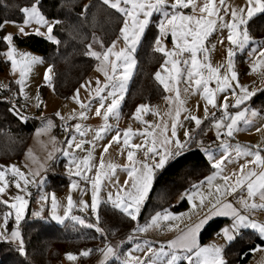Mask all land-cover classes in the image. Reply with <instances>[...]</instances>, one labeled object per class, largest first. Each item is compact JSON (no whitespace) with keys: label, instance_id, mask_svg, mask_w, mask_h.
I'll return each instance as SVG.
<instances>
[{"label":"snow or ice","instance_id":"obj_1","mask_svg":"<svg viewBox=\"0 0 264 264\" xmlns=\"http://www.w3.org/2000/svg\"><path fill=\"white\" fill-rule=\"evenodd\" d=\"M104 5L109 6L111 9L116 10L118 13L122 14L124 17L123 25L119 29L120 36L119 39H123L125 42V47L121 48L119 51H114L117 41H113L111 46L107 47L103 51L97 52L92 50V45L89 44L87 47L89 51L87 55L95 57L100 64L98 65V70L103 72L106 77V83L103 87L100 86V81L97 80L96 95L100 97L101 103L100 107L96 109L95 114L97 116L103 115V120L105 124L96 132V138H102V133L108 131L112 126L107 124V121L110 115L115 116L117 120L120 118L119 107L121 101L124 99L125 86L127 81L130 79L132 72L136 66V60L134 58V53L136 52L137 46L141 41L142 36L145 33L146 28L150 24V18L154 13H159L163 19L158 22V32L159 35L155 40V51L162 53L166 59L164 64L161 66V71L165 72V76L161 75V71L155 73V79L163 85L164 89L169 92L175 93L174 97H167L169 101L174 102L177 107L174 112L170 111L167 113L168 117L172 121L171 123V137L166 133L169 131V125L167 122H162L159 125H149L153 131H148V127L145 128L143 133H134L131 127L124 130L123 132V144L125 146L129 145V140L133 135L140 134L147 137H152L151 141L147 139L144 141V144H133L131 145L132 149H140L145 147V155L149 153L152 154V158L159 156V162L149 165L147 163H141V168L135 167V162L127 166L126 170L128 172L129 178L132 180L130 189H126L125 186L117 185V192L115 194V199L113 200V193L108 192V198L112 203L122 209L131 219L136 220L137 214L140 212V205L144 201L153 181L154 169H161L165 166L166 161L173 154H181L183 150L186 149L187 144L192 140L190 132H185L186 140L181 142L176 133L177 126L180 123L181 111L188 112L187 109L183 108L184 101L180 99V89L178 84L180 79L183 78L187 84L185 91H188L189 88L194 89L195 91L201 92L205 103V119L208 118V105L212 107H220L223 109L224 115L216 120L214 127L217 130V136L226 135L227 137H232L235 132L239 131V122L243 121L245 125H251L252 121L246 118V113L249 112V109L245 108L242 111H238L235 115L230 114L227 110L230 107L228 103V98L225 96L224 103L222 105H217L216 95L221 92L232 91L234 96V104L232 107H239L244 104L252 95L255 94L254 91H249L247 86L239 84L237 72L234 71L233 57L235 55L234 48L243 50L246 45L251 42V37L248 32L247 23L248 20L256 13H264V0H246V3L243 7L233 8L231 5L227 4V0H202V4L198 3V0H102ZM40 0H34V3L31 6H26L20 9L24 15V20L21 24H18L19 34L20 35H29L35 34L38 36H47V39L57 45L60 44V40L53 35V29L56 24H59L60 21L50 22L41 12ZM89 6L85 5V11ZM191 9V14L186 15L182 10ZM221 9H223L225 16H230V21H225L224 16L220 14ZM9 23V21H4L0 23V29H3L4 25ZM11 23L16 24L17 22L12 21ZM36 23L41 26L46 27V33L41 32L39 28L34 30V33H28L25 31L27 26ZM220 29H227L228 35L226 37L227 41L231 45L226 49L227 55L225 63L219 66L213 67L211 62L207 59L208 48L206 47V41L208 38L216 31ZM170 34L173 40V48L171 50L167 49L165 45L162 44L161 37ZM13 34L8 33L3 37V40L6 41L9 49L5 55L11 63V68L13 73L19 71L20 79L16 81L17 84L21 85V90L25 84V80L28 74L31 72L34 65L42 63L43 58L33 55L29 52L18 51L13 42ZM95 39V38H94ZM97 43L103 48V42L97 40ZM219 43H224V38H221ZM212 48H215V45H212ZM203 52L205 54V59L203 62L198 59V53ZM188 53V59H182L183 54ZM261 57H264V50L260 52ZM114 57V59H112ZM176 57H181V59H176ZM183 64L185 67L183 70L178 67L179 64ZM261 63L264 64V59L261 60ZM171 64V70L166 66ZM224 68L225 71L221 73V68ZM119 70V75H118ZM252 71L256 70V66H252ZM52 66H49L45 73V81L48 86H52ZM111 73V74H110ZM206 73V75H205ZM215 81V87H210L209 85ZM235 82V85H234ZM91 82H89L90 84ZM85 87V85H82ZM106 89H111L107 92V95H100ZM238 89V92H237ZM79 89H77L76 95L73 97L77 103L80 104V108L83 111L78 114L71 115L69 119H76L77 116L81 119L86 118V112L88 110V105L80 102L78 99ZM111 98L110 103L105 105V101ZM38 99V98H37ZM39 106V104L37 105ZM106 110L101 113V109ZM153 111V109L147 104H140L135 109L133 113V118L137 121L143 122L147 125V121L143 120L142 113H148ZM159 115L158 111L155 113ZM20 119L24 120V117L21 113H17ZM57 116H60L61 119H64L59 112L56 113ZM215 117V114H212ZM252 116L258 115L254 110L251 111ZM186 119L194 121L195 125L199 127L203 120L195 115H187ZM163 120V118H162ZM52 121L49 120L46 127H52ZM74 128L77 132L81 131V125L75 124ZM160 129L159 135L161 139H157L155 135V130ZM221 129H224V132L221 133ZM259 131V129H257ZM83 134V133H81ZM121 136L120 132L117 131L116 136L113 137V140L109 142L108 145L104 146V153H107L108 148L111 147L112 142L120 143ZM67 147L71 149L82 148L83 141L77 143L75 141V136H70L67 139ZM151 143V147H146ZM159 144V149L157 148ZM222 145L225 151L219 160H215L213 167L217 169L215 175H219L222 169V164L225 159L231 157L232 152L235 153L237 158L252 157L253 159L247 161L260 167V171L256 172L255 170H249L247 173H244V167L242 165L240 168L241 178H237L235 183L231 186L230 190L226 186L224 191L221 192V189L218 187L216 191L221 193L223 196L225 193L231 194L236 192L237 187L246 186L248 199L241 198L240 203L244 210L248 213H251L257 209L264 210V156H261V152L264 149L257 146H241L237 144L234 148L229 144L227 140L222 141ZM169 146L175 148V153H173ZM231 149V152L229 151ZM94 151V146H93ZM205 151L209 152L208 159L214 160L211 152L208 149ZM64 156H70L69 151L63 152ZM92 159V152L88 153V157L81 161L85 168L89 171L93 165L89 164V161ZM127 159L130 162L134 161V151L129 150L127 152ZM73 163H76L73 160ZM14 175L20 177L24 180L25 185L29 181L24 177V174L16 168L15 165L10 166ZM98 171L94 179L91 180L93 191H92V203L90 207L95 211L97 209L98 199L97 194L100 190L101 185V175L111 176L115 173L116 165L109 163L107 165V171H105V163L103 156H101L100 163L97 166ZM77 171L75 175L80 176V164H76ZM5 169L0 171V194H3L7 187V181L5 180ZM214 176L207 177L209 183L215 178ZM236 174L233 173L232 176H224L223 180L227 185V182L232 179ZM86 179H89L85 176ZM127 181L125 185H127ZM203 183V182H202ZM16 188H20L21 185L19 181L15 184ZM73 187H76L73 183ZM123 193L121 196L120 193ZM259 194L261 203L255 202V196ZM43 198V197H42ZM189 200L192 199V196L185 194V197ZM13 203L9 204L8 200H0V204L9 206L15 210V221L19 225V222L23 218L25 207L28 203L23 196L17 195L14 198ZM251 201V202H250ZM203 198L200 201V207L203 206ZM85 207H88L86 202H82ZM73 207V201L71 196L68 197L67 201V210L65 211L64 216L56 215L57 203L55 199L52 200V209L53 217L57 221H63L68 217L69 212ZM193 207H197L193 205ZM9 215L11 213L3 214L4 224H7ZM217 216L231 217L233 223L221 229L220 233L217 235H223L226 242L230 243L235 239V235L239 234L241 229H252L255 230L261 238H264V222L258 221L251 218L250 215L242 214L241 210L233 205L232 202L225 201L219 196L214 202L210 204L208 210L201 216L195 223L187 227V229L182 233L177 240L171 241L170 244L173 248H183L187 255L181 257L176 254H173L168 260L167 264H177L180 259H185L188 264H227L223 258V246L217 245L215 243L201 246L198 242V234L200 230L206 225L209 220ZM73 220H78L81 224L84 223L79 217H72ZM99 217L97 216V220ZM170 219V214L165 212L164 214L157 213L154 217L151 218V224H146L144 226L138 227L139 231H146L148 227L158 224L161 220ZM87 227H94L92 224H88ZM97 231L102 230L97 227ZM8 237L4 236L3 232H0V239H7ZM11 239L18 241L19 250L24 252V241L21 237L20 231L17 229L11 232ZM132 237H129L131 239ZM139 248V245L137 246ZM261 250L260 246H257L253 251ZM92 250L88 249L81 253L83 256H88ZM100 251L105 253V257L108 255H115V251L111 246H108L106 251L101 249ZM69 260L77 259L76 255L71 253L66 254ZM160 255H167L160 250L159 253H154V257ZM124 264H131L129 261H125ZM136 264H142L139 260L136 261ZM155 264V259L153 260Z\"/></svg>","mask_w":264,"mask_h":264},{"label":"trees","instance_id":"obj_2","mask_svg":"<svg viewBox=\"0 0 264 264\" xmlns=\"http://www.w3.org/2000/svg\"><path fill=\"white\" fill-rule=\"evenodd\" d=\"M34 3V0H0V23L4 21H22L21 8ZM89 7L85 11L84 6ZM39 7L43 13L56 21L53 33L60 40L57 45L48 39L35 34L26 36L15 35L14 41L23 47H28L41 53L53 68L52 85L56 94L62 100L71 98L75 90L97 66L98 60L87 55L88 45L94 46L98 52L103 51L120 34L124 17L116 10L104 5L102 0H40ZM160 14L154 13L150 24L136 49V69L129 83L128 90L121 105L123 117L132 116L135 108L141 102L155 103L167 92L163 85L155 79V73L165 60V56L155 51L158 22ZM250 33L264 37V13L253 16L247 23ZM6 28L0 29V73L8 67V61L2 51L6 48L3 40ZM95 38V39H94ZM103 42V48L96 41ZM237 65L241 75L248 71L247 53L237 56ZM17 88L15 81L6 89H0V162L20 160L26 153L30 140L40 124L38 117L32 116L22 120L17 111L5 101L8 95ZM42 92L46 86H42ZM259 112L264 113V88L257 91L247 101ZM211 120H205L191 134L192 140L181 154H174L161 169L155 172V178L147 199L142 204L138 222L143 223L157 211L172 209L179 211L188 205L183 198L179 203L177 197L198 185L214 170L212 163L205 154L209 146L207 131ZM64 159H55L46 173L45 189L62 191L70 183V178L64 172ZM2 204H0V208ZM96 221L101 231L96 227H87L72 218L63 223H57L51 218L26 216L21 222V235L24 241V252L11 239L0 240V264H57L65 251L80 252L83 246L92 251L88 256L80 254L81 264H95L101 256V249L116 240H122L133 230L136 220L131 219L122 209L109 201H102ZM229 222V218L211 220L200 234L201 243L207 242ZM8 229L13 227L11 218ZM264 244V240L252 229H244L236 235L224 250L227 264H246L252 257L253 250ZM129 243L121 245L125 252ZM106 264H121L115 258ZM177 264H188L182 260Z\"/></svg>","mask_w":264,"mask_h":264},{"label":"rangeland","instance_id":"obj_3","mask_svg":"<svg viewBox=\"0 0 264 264\" xmlns=\"http://www.w3.org/2000/svg\"><path fill=\"white\" fill-rule=\"evenodd\" d=\"M169 2H171V0H169ZM198 3L202 4V0H198ZM245 3H246V0H227V4L231 5L233 8L243 7ZM186 10L187 9H183L182 11L186 15L191 14V12L187 13ZM41 12L43 13L42 10ZM220 14L224 16L225 21H230L231 19L230 16H225L223 9H221ZM43 15L50 22L56 21L53 18L47 17L44 13ZM161 19H163V17L160 15L159 20ZM23 20L19 22L15 21L17 22L16 24H13L11 23L12 21H9V23L5 25V28H6L5 35H7L8 33H11L13 34V38L15 35H20L17 25L21 24ZM37 28H39L41 32L46 33V27L38 25L36 23H33L30 26H27L25 28V31L28 33H34V30ZM53 35L56 37L54 33ZM227 35H228L227 29H220L214 32L206 41V47L208 48L207 59L211 62L213 67L219 66L225 63L226 55H227L226 49L231 46L226 39ZM249 35L251 37V42L248 45H246L243 50L234 48L235 55L233 57V63H234V71H236L238 75L239 84L243 86H247L249 91L256 92L259 89L264 87V64L261 63V60L264 59V57H261L260 55V52L264 50V37H261V38L256 37L250 32H249ZM21 36H25V35H21ZM119 36L120 34L118 35V37ZM42 37L47 39L46 35ZM118 37H116L114 40L117 41V44H120L121 47H119L116 44L114 51H119L121 48L125 47V42L123 41V39L121 38L118 40ZM221 38H224L223 44L219 43ZM161 40H162V44L165 45L167 49L171 50L173 48L174 46L173 40L170 34L164 37H161ZM13 42L18 51L29 52V53H32L33 55L43 58L42 63L36 64L33 66L31 72L28 74L25 80L23 89L21 90V85L16 83L17 88L13 90L14 92L13 94L20 95L28 99V101L30 102V107H31L33 116L38 117L41 123H40V127H38L33 133V136L31 138L30 144L28 146L27 152L24 157H22L20 160L0 162V171H4L5 169H7V171H5V180L7 181V187H6L5 192L3 194H0V200H8L9 204H11L14 202L12 198H14L17 195H20V196H23L24 199L28 201L25 207L23 218L19 222V225H17L15 221V210L9 206H5L4 204H2V207L0 208V232H3L4 236L8 237L7 239H11L10 237H11L12 231H15L18 229L21 233V222L28 213H30V215L33 217H43V218L51 217L54 219L53 209H52L53 198L55 199L57 203V208L55 210L56 215H60L63 217L65 214V211L67 210V201H68L69 196H71L72 198L73 207L71 211L69 212L68 217L65 218L62 222L57 221L56 219L54 220L61 224L66 219L72 218L73 216H75V217H79L80 219H82L84 221L83 224H86V225L92 224L94 225V227L96 228L98 227L100 229L96 221L90 220L91 219L89 217L90 212L92 211L98 214L99 207H100L102 200L104 199L109 200L108 192L113 193L112 199L114 200L115 194L117 192V185L125 186L126 189H130V186H131L130 184L132 180L128 176V172L126 170L127 166L135 162V167L139 169L141 168L140 162H144L146 158H148V161H150L152 164L159 162V160H157V158L159 159V156H155L153 159L152 154L149 153L148 155H145V147H142L140 149L131 148V145L133 144L143 145L146 139L148 141H151L152 137H147L145 135L136 134L130 138L129 145L125 146L123 144L124 130L131 127L134 133H143L145 128L148 127L149 125H159L162 122H167L169 125V131L166 134L169 137H171V127L170 126H171L172 121L168 117L167 113H169L170 111L174 112L177 105L174 102L169 101L167 97H170V96L174 97L175 93L174 91L173 92L166 91L167 92L166 97H164L160 101L153 103V104L142 103V102L139 103V105L147 104L153 109V111H150L146 114L142 113L143 120L148 122L147 125L143 122L135 120L133 118V115L129 118L123 117V115L120 112L121 105L124 100L123 99L119 107V114H120L119 120H117L115 116L110 115L107 121V124L112 127L105 133H102V138H96V132L105 124V121L103 120V115L97 116L95 114L96 109L100 107V103H101L100 97L96 95V91H95L97 87L96 82L97 80H99L101 87H103V85L106 83V77L104 76L103 72L99 71L98 68H96V70L92 73L89 79L83 82L82 85H85V87H82V86L79 87L81 89V90L79 89L80 90L79 96H78L79 101L89 106L86 112V118L81 119L77 116L76 119H69L71 115L78 114L79 112L83 111V109L80 108V104L77 103L76 100L73 99V97L67 100L60 99V97L54 91L53 85L51 87L48 86L44 77H45L47 68L51 65L48 61H46V59L41 53L36 52L28 47H23V46L18 45L14 41V39H13ZM212 45H215L214 49L212 48ZM8 49H9V46L6 43V48L2 51V55L6 53ZM92 50L98 52V50L94 46H92ZM245 50H247L248 71L246 74L241 75L238 69L236 56L239 53L244 52ZM133 55L135 58V53ZM3 57L8 61L5 55H3ZM188 58H189L188 53H184L182 59H188ZM112 59H114V57H112ZM176 59H181V57H176ZM198 59L201 60V62H203L205 59V54L203 52L198 53ZM164 61L159 66L157 71H161V66L164 64ZM8 63H9L8 67L5 69V71L0 73V89H6L10 86V83L12 81L16 82L20 79L19 71L13 73L10 61H8ZM99 64H100V61H99ZM253 65L256 66L255 71L251 70ZM166 67L171 70V64L167 65ZM178 67L181 68V70H183L185 66L181 63L178 65ZM135 69H136V66L132 72L130 79L126 83V86H125L126 90L124 93V97L128 90V86L132 79V76L135 73ZM224 71L225 69L222 67L221 73L223 74ZM118 75H119V70H118ZM161 75L165 76L166 74L165 72L161 71ZM52 77H54V72H52ZM89 82L91 83L89 84ZM234 85H235V82H234ZM42 86H46V90L44 93L41 90ZM209 86L214 88L216 86L215 81H213ZM178 87L180 89V99L184 101L183 108L187 109L188 112L181 111L180 123L176 129L177 137H180V135L186 131H190L192 134L197 130L198 127L195 125L194 121L185 118L187 115L191 114V115H195L201 118L203 122L207 119L211 120L210 127L207 131V138L212 144L210 148L214 149V148L221 147V142L219 143L216 139H219V140L223 139L226 135L222 134L220 136H217V130L214 127V124L216 120L220 119L224 115L223 109L220 107H212L211 105H208V118L205 119L204 118L205 117L204 108H205L206 101L203 99L202 93L195 91L194 89H191V88H189L188 91H185L187 84L183 78L180 79ZM110 90L111 89H106L100 95L105 96L107 95V92ZM237 92H238V89H237ZM225 96H227L228 103L230 105V107L227 110L230 114L235 115V113L238 111H242L245 108L249 109L248 105H246L245 103L240 105L239 107L231 106L234 104V96H233L232 91H228L226 93L225 92L217 93L216 103L218 106L224 103ZM110 101H111V98L109 97V99L105 101V105L107 106V103H110ZM38 104L39 106H37ZM105 110L106 108L101 109V113L103 114ZM252 110L256 111V109H249V112L246 113V118L250 119L252 123H259L260 120L264 118V115H260L256 111L258 115L252 116L251 115ZM157 111L159 115L155 114ZM57 112H59L61 116L64 117L65 120H69L72 122L73 127L71 129H67L65 131L58 130L57 121L61 118L60 116L56 115ZM217 112H220V116L213 117L212 114L213 113L215 114ZM49 120L52 121L53 126L50 128H47L46 125ZM75 124L81 125L80 132H77L75 130L74 128ZM117 131L120 132V136H121L120 143L112 142L111 147L108 148L107 153H104L103 151L104 146L108 145L109 142L113 140V137L116 136ZM148 131H153V129L151 127H148ZM220 131L221 133H223L224 129H221ZM159 132H160V129L155 130V135L158 140L162 138L160 137ZM70 136H75V141L77 143L83 141L82 148L72 147L71 149H69L67 147L66 141L68 138H70ZM93 146H94V151H93ZM146 147H151V143L146 145ZM169 147L171 149V146ZM157 148L158 150H160L159 144H157ZM129 150L134 151V161L133 162H130L127 159V152ZM64 151H69L71 155L64 156L63 155ZM90 151L92 152V159L89 161V164L93 165V167L89 171L80 162L88 157V153ZM101 156H103V160L105 163V171H107V165L109 163L116 165V168H115L114 175H111L110 177L101 175L100 190L97 194L98 204H97V209L94 211L90 207L92 203V191H93L91 180L94 179L97 174V171H98L97 166L100 163ZM172 156H170L168 160ZM55 158L65 160L64 172L70 178V183L62 191L49 192L45 189V174H46L47 168L49 167V165H51L52 161ZM73 160H75L76 163H73ZM77 163L80 164V172H81L80 176L75 175L77 171V168H76ZM12 165H15L16 168L19 169V171L24 174V177L29 181L27 185H25L24 180L20 179L19 176L13 174L11 167H10ZM8 175L11 176V178H14L12 186L10 185L9 180L7 179ZM85 176H87L89 179H86ZM17 181H19L21 185L19 189L15 187V184ZM126 181L128 182L127 185H125ZM73 183H75L76 187H73ZM81 183L84 186H82ZM0 186H2V184H0ZM120 194L121 196H123L122 192ZM181 196H183V193L181 194ZM246 199H248V197H246ZM181 200H182V197L180 199L178 197L175 200V202L179 203ZM82 202H86L88 207H85L82 204ZM4 213H11V215H9L7 224L9 220L12 218L13 219L12 229H8L7 224L6 225L4 224V221H3ZM138 216L139 214H137V217ZM75 221H78V220H75ZM11 240L19 245L18 241L13 240V239ZM117 242H115L114 244H108L104 249L106 251L108 246H111L113 249L116 248L115 255L110 254L106 258L105 253L103 252L101 256L97 259L95 264H106L112 258H115L122 264H124L125 261H129L131 262V264H134L136 259H138L139 256H141L143 253V251H141L140 248H137V250L133 251L132 253H127L126 257L124 258V252H122L121 247H120L121 244ZM117 248H119V250H117ZM88 249L89 248L87 246L83 247V252ZM260 249L261 250L255 251L254 256L248 262V264H264V247H261ZM68 253L76 255L77 259L69 260L66 255ZM57 264H80L79 256L77 253L73 251H65L61 261Z\"/></svg>","mask_w":264,"mask_h":264},{"label":"crops","instance_id":"obj_4","mask_svg":"<svg viewBox=\"0 0 264 264\" xmlns=\"http://www.w3.org/2000/svg\"><path fill=\"white\" fill-rule=\"evenodd\" d=\"M186 12L187 13L191 12V9L190 8L187 9ZM257 14H259V13H256L255 15H257ZM255 15H253V16H255ZM259 38H261V37H259ZM111 44L109 46H111ZM117 45L119 47H121L120 44H117ZM244 52L247 53V50H245ZM237 56H236V61H237ZM247 59H248V57H247ZM98 65H99V61H98L97 66L89 73V75L85 78L84 81H87L89 79V77L96 70V68H98ZM83 82L79 85V87L82 86ZM79 87L77 89H80ZM77 89L75 90V92H74L75 94H73V95H76ZM261 89H259V90H261ZM72 97H74V96H72ZM247 101L245 102V104L248 105L249 109H256V111L260 115H264V113L259 112V110L256 107H253L250 104H248ZM142 103H145V102H142ZM215 117H219V116H215ZM38 127H40V124H39ZM72 127H73V124H72V126L70 128H66L65 130L71 129ZM239 128H240V130L235 132L232 137L225 136L223 139H220V140L216 139L219 143L221 142V147L214 148V149L210 148V146H212V144L209 141V146H207L206 149L210 150V152L212 151L211 154L214 157V160H209L208 159L212 163V165H213L215 160H219L223 155H225V151H224V148H223V145H222V141L223 140H227L229 142V144L232 146V148H234L237 144H239L241 146H245V145H247V146H257L258 145L260 148L264 149V118L262 120H260L259 123H251V125H245L243 121H240L239 122ZM257 129H259V131ZM187 132H190V131H187ZM190 134H191V132H190ZM178 139L181 142L185 141L186 140L185 132L182 133L180 135V137H178ZM171 151L173 153H175V148L172 147V146H171ZM229 151L231 152V149H229ZM26 152H27V150H26ZM207 152L208 151H205V154H206V157L208 158L209 153H207ZM261 156H264V151L261 152ZM252 159L253 158L250 157V156L249 157L241 156V157L237 158L235 156V153L232 152L231 157H229V158L224 160V162L222 164L223 171H221L219 175H215V173L217 172V169L214 168V170L212 172H210L205 177V179L203 181H201L198 185H196L195 187L191 188L190 190L184 192L183 196H181V194L178 196L179 199L181 197L183 199L185 197V194L192 196L191 200L186 198L187 202H188V205H187V207L185 209H182V210H179V211H174L172 209H165V210H162V211H157V212H154L148 218V220L146 222H143V223H140V222L137 221L138 217H139L138 216L137 219H136L137 223L135 224L133 230L127 235V237H125L122 240H116V241L111 242L109 244H114L117 241H118L117 243H119L121 245H123L125 243H129V246L127 247L126 251L124 252V258L126 257L127 253H132L133 251L137 250V246L139 245V248L141 249V251H143V253H142L141 256H139L138 259H136V261L139 260L140 262H142V264H153V260L154 259H155V264H167L168 260L171 258V256L173 254H176L178 256L183 257V256L187 255V253L185 252V249H183V248H173L171 246L170 242L174 241V240H177V238L182 235V233L187 229V227L191 226L201 216H203L204 213L208 210V207L210 206V204L212 202H214L218 196L221 199L225 200V201L232 202L235 207H237V208H239L241 210L242 214L250 215L251 218L256 219L258 221L264 222V210L257 209V210H255V211H253L251 213H248L246 210L243 209L242 204L240 203V200H241V198L246 199V197H248L246 186L237 187L236 192H232L231 194L225 193L223 196H221V193H218L216 191V189L219 187L221 189V192H223L224 188L226 186L230 190L231 186L235 183V180L237 178H241L242 179L241 173H240V168H241L242 165H246L244 167V173H247L249 170H255L256 172H259L261 170L260 167H257L256 165L251 164V163H247V161H250ZM157 160H159V159L157 158ZM53 161H52V163H53ZM143 163H147L149 165H152V163L150 161H148V158H146ZM50 166L51 165H49V167ZM49 167L47 168L46 173H47ZM156 170L157 169L154 170L153 182H154ZM233 173H235L236 175L233 176L232 179H230L227 182V185H226L225 181L223 180V177L224 176H232ZM214 175H215V178L211 181V183H209L206 178L210 177V176H214ZM13 180H14V178H13ZM45 182H46V174H45ZM153 182H152V185H153ZM131 183H132V181H131ZM10 185L11 186L13 185V181H12V183H10ZM81 185L84 186L82 183H81ZM151 188H152V186H151ZM150 190L148 191V193H147L144 201L142 202V204L147 199ZM202 198L204 200V203H203V206L200 207L199 205H200V201H201ZM254 199H255V202H257L258 204L261 203V200H260V197H259L258 193H257V195L255 196ZM102 201H109V200L104 199ZM109 202H111V201H109ZM142 204L140 205V209H141ZM193 205H196L197 207L194 208ZM165 212L170 214V219L161 220L158 224H156L154 226H151V227H148V229L146 231L137 230L138 227H140V226H144L146 224H151V218L154 217L157 213L164 214ZM138 214H140V212ZM26 216L33 217V216L30 215V213H28ZM96 217H97V213H96ZM49 218H51V217H49ZM215 218H229V222L224 227H228V226H230L233 223V220H232L231 217L217 216V217L212 218L211 220H213ZM51 219L54 220L53 218H51ZM211 220H209V222ZM55 222H57V221H55ZM57 223H59V222H57ZM206 225L203 226V228L200 230V232L198 234L197 238H198L199 244L201 246H207V245L215 243L217 245L223 246V258L226 261L224 250H225V247L229 243L225 241L223 235H217L216 234L211 239H209L207 242L201 243L200 234H201L202 230L204 229V227ZM242 230H244V229H241L240 231H242ZM236 235H235V237H236ZM129 237H132V238L129 239ZM262 239L264 240V238H262ZM83 247H85V246H83ZM83 247L81 248L80 252H77L79 257H80V254L83 252ZM261 247H264V244L260 245V248ZM161 249H163V251L165 253H167V255H160L158 257H154V253H159ZM114 250H115V253H116V248H114ZM117 250H119V248H117ZM68 251H70V250H68ZM254 254H255V251H253L252 257L254 256ZM252 257L249 259V261L252 259ZM182 260H185V259H180L178 262H180ZM136 261H135L134 264H136ZM248 262L246 264H248Z\"/></svg>","mask_w":264,"mask_h":264},{"label":"built area","instance_id":"obj_5","mask_svg":"<svg viewBox=\"0 0 264 264\" xmlns=\"http://www.w3.org/2000/svg\"><path fill=\"white\" fill-rule=\"evenodd\" d=\"M1 98V97H0ZM5 101L9 106L14 108L17 112L21 113L24 117H32V111L30 107V102L27 98L22 96H14V95H8L5 97ZM215 116H220V112L215 113ZM72 126V122L65 120V119H59L57 121V127L59 131H65L66 128H70ZM8 180L10 183H12L13 178L8 175ZM90 218L96 217L95 212H90Z\"/></svg>","mask_w":264,"mask_h":264}]
</instances>
